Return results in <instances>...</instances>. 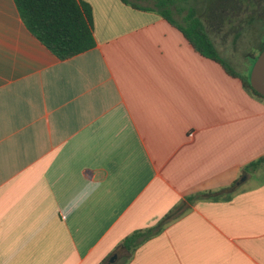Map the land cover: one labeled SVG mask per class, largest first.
Listing matches in <instances>:
<instances>
[{"label": "crops", "instance_id": "0c3cea01", "mask_svg": "<svg viewBox=\"0 0 264 264\" xmlns=\"http://www.w3.org/2000/svg\"><path fill=\"white\" fill-rule=\"evenodd\" d=\"M83 1L93 44L59 59L0 0V264H97L178 206L123 264H264V98L156 11Z\"/></svg>", "mask_w": 264, "mask_h": 264}, {"label": "trees", "instance_id": "16d2710c", "mask_svg": "<svg viewBox=\"0 0 264 264\" xmlns=\"http://www.w3.org/2000/svg\"><path fill=\"white\" fill-rule=\"evenodd\" d=\"M13 1L26 28L59 59L67 58L92 46L91 9L87 2L83 0ZM121 1L135 8L156 11L170 24L180 30L196 52L218 62L227 74L238 77L242 85L251 93L264 98V96L260 95L249 85L248 73L245 76L238 73L218 53L203 21L196 15L194 5L190 0H146L147 3L145 4L138 3L136 0ZM240 2L242 3V0H234L233 6L239 5ZM182 9L185 12L181 15L180 21L174 17V14L180 12ZM249 20L254 21L255 18L250 17ZM263 45L264 38L260 41L258 50ZM262 162H264V154L243 164L241 172L252 170ZM233 183L234 181L230 185H233ZM215 192L216 190H204L196 194H190L185 198L186 200H191L195 197L213 198ZM179 210L178 206L176 209L167 211L152 226L133 229L97 264H115L114 262L109 263L107 260L120 247L124 248L125 252L121 254L118 264H123L135 246L145 238L156 233L164 223L176 216L180 212Z\"/></svg>", "mask_w": 264, "mask_h": 264}, {"label": "rangeland", "instance_id": "374dc122", "mask_svg": "<svg viewBox=\"0 0 264 264\" xmlns=\"http://www.w3.org/2000/svg\"><path fill=\"white\" fill-rule=\"evenodd\" d=\"M138 3H147L146 0H136ZM194 5L195 13L203 21L218 53L238 73L245 76L250 68L247 54L255 55L258 52L259 36L257 29L249 23L248 7L242 2L233 6L234 0H190ZM149 3V2H148ZM232 4V7H231ZM182 9L174 17L181 21ZM220 21V22H218ZM258 175L245 180L242 185L253 182L264 176V165L261 163L254 168ZM122 253L115 254L112 260L118 264Z\"/></svg>", "mask_w": 264, "mask_h": 264}, {"label": "water", "instance_id": "95a60500", "mask_svg": "<svg viewBox=\"0 0 264 264\" xmlns=\"http://www.w3.org/2000/svg\"><path fill=\"white\" fill-rule=\"evenodd\" d=\"M248 83L249 85L257 91L260 95L264 96V45L255 55L248 72ZM243 175H240L238 183L243 179ZM115 257V253H112L108 259L112 260Z\"/></svg>", "mask_w": 264, "mask_h": 264}, {"label": "flooded vegetation", "instance_id": "af4514ba", "mask_svg": "<svg viewBox=\"0 0 264 264\" xmlns=\"http://www.w3.org/2000/svg\"><path fill=\"white\" fill-rule=\"evenodd\" d=\"M242 2L249 9V13L247 15V20H249L250 17L255 18L254 21L249 20V23L252 24L257 29L258 36L260 38V40H259V43H260V41L264 38V0H244V1L242 0ZM232 4H231V7H232ZM258 49H259V45H258ZM255 55H252V54L246 55L248 62H250L249 65H251Z\"/></svg>", "mask_w": 264, "mask_h": 264}, {"label": "clouds", "instance_id": "9594fccd", "mask_svg": "<svg viewBox=\"0 0 264 264\" xmlns=\"http://www.w3.org/2000/svg\"><path fill=\"white\" fill-rule=\"evenodd\" d=\"M99 185H97V187H98Z\"/></svg>", "mask_w": 264, "mask_h": 264}]
</instances>
